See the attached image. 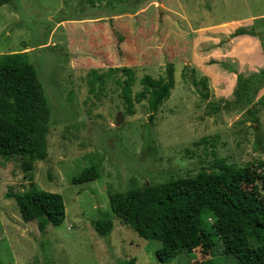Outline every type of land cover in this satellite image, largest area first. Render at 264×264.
<instances>
[{"label":"rangeland","instance_id":"1","mask_svg":"<svg viewBox=\"0 0 264 264\" xmlns=\"http://www.w3.org/2000/svg\"><path fill=\"white\" fill-rule=\"evenodd\" d=\"M252 26L260 37L233 36ZM13 54H27L39 73L51 130L48 159L30 173L27 158L0 157V264H160L161 242L118 219L109 193L217 170L215 156L234 168L264 161V87L258 124L247 110L208 109L233 100L238 75L264 68V0H14L0 8V57ZM170 64L176 86L151 120L149 97ZM93 165L98 180L72 183ZM29 175L65 201L64 223L44 235L7 198L31 189ZM102 219L114 222L109 236L92 225ZM214 240L212 253L182 251L165 264H238Z\"/></svg>","mask_w":264,"mask_h":264},{"label":"trees","instance_id":"2","mask_svg":"<svg viewBox=\"0 0 264 264\" xmlns=\"http://www.w3.org/2000/svg\"><path fill=\"white\" fill-rule=\"evenodd\" d=\"M14 0H0V8ZM260 37L255 26L238 28L233 34ZM214 63V62H212ZM232 69V68H230ZM233 71V70H231ZM166 80L149 97L150 119L169 98L176 86L175 68L170 64ZM183 79L187 74H182ZM208 81L197 84L201 97L208 99ZM264 87V68L248 76L237 77L233 100L220 99L209 105V111L233 112L247 110L258 124L254 101ZM262 103V100H260ZM51 130V109L44 85L27 54L0 57V157H22L28 160L23 170L30 173L37 162L48 159V136ZM203 141H207L203 139ZM214 168L195 176L177 178L161 185H145L117 193H109L115 216L146 240L160 241L156 252L158 262L165 264L182 251L201 249L212 253L216 245L222 254L234 256L238 264H264V161L234 168L215 156ZM100 166L84 169L72 179L74 185L96 181ZM31 189L13 197L22 219L36 221L44 235L49 226L60 227L66 219L64 198L59 193ZM213 223L208 227V221ZM101 236L114 229L110 219L92 223ZM209 228V229H207ZM121 264H137L129 259ZM189 264H214L213 259Z\"/></svg>","mask_w":264,"mask_h":264},{"label":"water","instance_id":"3","mask_svg":"<svg viewBox=\"0 0 264 264\" xmlns=\"http://www.w3.org/2000/svg\"><path fill=\"white\" fill-rule=\"evenodd\" d=\"M122 121H123V117H122V114L120 113L118 118H117V126H120Z\"/></svg>","mask_w":264,"mask_h":264}]
</instances>
